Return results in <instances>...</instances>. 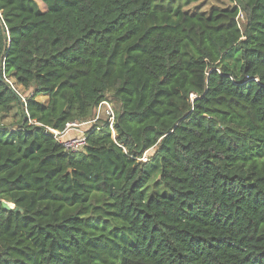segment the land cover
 <instances>
[{
    "label": "trees",
    "instance_id": "trees-1",
    "mask_svg": "<svg viewBox=\"0 0 264 264\" xmlns=\"http://www.w3.org/2000/svg\"><path fill=\"white\" fill-rule=\"evenodd\" d=\"M40 1L0 0V264H264V0Z\"/></svg>",
    "mask_w": 264,
    "mask_h": 264
},
{
    "label": "built area",
    "instance_id": "built-area-1",
    "mask_svg": "<svg viewBox=\"0 0 264 264\" xmlns=\"http://www.w3.org/2000/svg\"><path fill=\"white\" fill-rule=\"evenodd\" d=\"M104 108L106 114V123L110 128L111 132L114 135V128L113 123L115 120V115L113 108L110 105V102L106 99L101 100L98 105L96 106V110L94 111V115L92 118L86 121H74L68 123L63 130L53 129L51 127H45L46 133H49L55 140L62 144L65 151L68 152H80L83 150L86 144V137L85 131L88 130L90 127L97 125L100 118L101 109ZM86 126L85 128L81 129L80 127ZM97 128V127H96ZM71 129H76L78 131L77 135H69L67 136V131Z\"/></svg>",
    "mask_w": 264,
    "mask_h": 264
},
{
    "label": "rangeland",
    "instance_id": "rangeland-1",
    "mask_svg": "<svg viewBox=\"0 0 264 264\" xmlns=\"http://www.w3.org/2000/svg\"><path fill=\"white\" fill-rule=\"evenodd\" d=\"M35 2L40 7V9H42V10L45 9V5L40 0H35ZM180 3H181L183 11H186L188 13H203V14H208L209 12H211L212 10H215V9L227 8V7L232 6V3H230L228 0H196V1L190 2L189 4H183L184 0H181ZM238 23H239L241 28L245 24V17L241 13L238 15ZM37 99L40 101L46 100L45 97H38ZM110 105H111V107H113L111 103H110ZM95 110H96V108L94 109V111ZM14 111L15 110H13L11 113H13ZM2 117L3 116H0V124L4 123V124L8 125L11 122V118H9V116H7L6 118H2ZM85 127L86 126H82L80 128L83 129ZM69 133H70L69 135H77L78 131L76 129H71V130H69ZM151 152H152V150L146 151L142 156V160H145L151 154ZM152 184H153V182L151 181L149 184V191L154 190Z\"/></svg>",
    "mask_w": 264,
    "mask_h": 264
},
{
    "label": "water",
    "instance_id": "water-1",
    "mask_svg": "<svg viewBox=\"0 0 264 264\" xmlns=\"http://www.w3.org/2000/svg\"><path fill=\"white\" fill-rule=\"evenodd\" d=\"M1 203H2V206H3L5 209H12V208H13V205L10 204V203L7 202V201L2 200Z\"/></svg>",
    "mask_w": 264,
    "mask_h": 264
},
{
    "label": "crops",
    "instance_id": "crops-1",
    "mask_svg": "<svg viewBox=\"0 0 264 264\" xmlns=\"http://www.w3.org/2000/svg\"><path fill=\"white\" fill-rule=\"evenodd\" d=\"M69 134H70L69 131H67L66 135L69 136Z\"/></svg>",
    "mask_w": 264,
    "mask_h": 264
}]
</instances>
